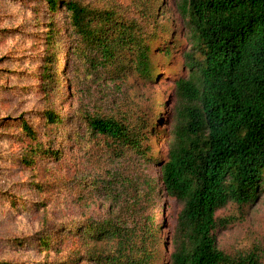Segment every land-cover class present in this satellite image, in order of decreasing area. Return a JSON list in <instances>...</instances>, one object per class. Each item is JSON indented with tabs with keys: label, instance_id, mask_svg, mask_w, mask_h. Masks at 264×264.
<instances>
[{
	"label": "trees",
	"instance_id": "16d2710c",
	"mask_svg": "<svg viewBox=\"0 0 264 264\" xmlns=\"http://www.w3.org/2000/svg\"><path fill=\"white\" fill-rule=\"evenodd\" d=\"M37 1L45 47L30 76L42 104L38 123L15 124L20 164L39 172L56 163L65 171L35 183L45 204L57 188L65 202L89 210L101 200L105 213L46 225V233L18 245L40 246L41 264H160L166 246L157 211L165 193L183 204L170 264H263L258 250L219 248L217 213L230 204L245 209L264 190V0L182 1L189 73L176 82L179 105L165 159L157 158L149 113L131 109L118 84L158 78L152 45L168 36L165 0ZM158 50L169 57L173 48ZM73 57L78 100L70 85L63 92ZM68 98L76 109L62 113ZM62 140L77 148L71 157ZM166 209L163 203L162 215Z\"/></svg>",
	"mask_w": 264,
	"mask_h": 264
},
{
	"label": "rangeland",
	"instance_id": "374dc122",
	"mask_svg": "<svg viewBox=\"0 0 264 264\" xmlns=\"http://www.w3.org/2000/svg\"><path fill=\"white\" fill-rule=\"evenodd\" d=\"M182 1L165 0L160 9L164 14L162 22L169 29L168 36L162 37V42L152 45L155 68L159 71L158 78L154 76L152 82L135 83L134 78L130 77L123 83L118 82L130 108L138 107L144 115L149 113L150 129L155 127L157 131L153 144L158 159H165L167 156L168 144L176 124L179 105L176 82L189 73L185 54L191 49V45L181 16ZM116 2L127 6L132 1ZM37 3V0H0V70H4L0 78H8L6 82H0V264H41L46 253L40 251V246L34 244L24 248L17 242H25L33 236L46 233V225L71 223L87 213H105L101 200L89 210L84 202H65V195L57 188L52 201L45 204L44 194L35 189V183L51 182L58 169L60 177L65 171L61 172L60 167L55 169L56 163L46 165L39 172L28 171L20 164L21 148L12 138V135L18 133L15 124L20 118L38 123L42 104L41 95L35 88L38 80L30 76L38 70L37 63L45 47V28L37 24L33 10ZM173 31L174 38L171 35ZM165 44L173 48L169 57L158 50ZM64 54L59 60L60 69L64 64ZM70 65V75L63 76L69 80L64 83L63 92L66 94L67 86L70 85L78 100L75 57ZM76 100L68 98L62 113H73L77 106ZM60 146L66 153V158L71 157L73 150L77 149H66L64 140ZM159 202V236L166 246L163 250L166 260H161L160 264H170L178 216L183 204L165 193L159 197ZM163 203L167 207L165 215H162ZM217 219L221 223L217 229V243L221 250L230 254L258 250L264 264V190L251 206L241 209L230 204L217 213Z\"/></svg>",
	"mask_w": 264,
	"mask_h": 264
}]
</instances>
